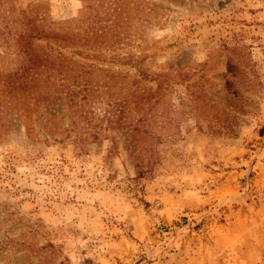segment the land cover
Here are the masks:
<instances>
[{"label":"rangeland","instance_id":"1","mask_svg":"<svg viewBox=\"0 0 264 264\" xmlns=\"http://www.w3.org/2000/svg\"><path fill=\"white\" fill-rule=\"evenodd\" d=\"M20 11L98 138L5 114L0 264H264V0H0V70Z\"/></svg>","mask_w":264,"mask_h":264},{"label":"trees","instance_id":"2","mask_svg":"<svg viewBox=\"0 0 264 264\" xmlns=\"http://www.w3.org/2000/svg\"><path fill=\"white\" fill-rule=\"evenodd\" d=\"M0 18L4 19L1 16ZM26 19L24 12L20 11V16L9 20L11 24L18 23L22 30H17V36L13 40H2L1 42L5 44L6 48L12 47L14 52L9 60L12 66L6 70H0V86H3L0 89V127L5 130L7 128L4 126L6 124L5 114H7V118L15 115L14 118L20 117L23 121L27 132L31 127L27 122L31 121L32 115L34 113L36 115L35 110L39 108L40 113L37 116L44 117L43 122L50 134L65 132L66 135L72 132L73 141L78 143L96 140L98 131L95 130V125L89 131L81 124L82 121L89 123L90 118L82 114L81 105H77L78 101H86L90 95V88L87 87L90 85L89 79L85 76V71L77 68L72 69L71 65L62 57L59 49L63 46L64 40H50L59 47L55 48V52H53L54 48L48 44L47 52L37 51L33 47L32 40H25V38L28 36L36 39L46 38V34L49 32L40 25L34 26L25 23ZM3 25L7 28V32H10V27L5 22ZM1 35L3 33L0 26V37ZM73 41L71 40V43ZM78 78H83L80 84H78ZM107 104L110 105L107 110L109 114L115 103ZM79 107L81 109H78ZM57 108H63L65 111L70 110L72 115L76 116L72 121L71 128L60 130L50 120L55 116L63 115L62 112L56 113Z\"/></svg>","mask_w":264,"mask_h":264}]
</instances>
